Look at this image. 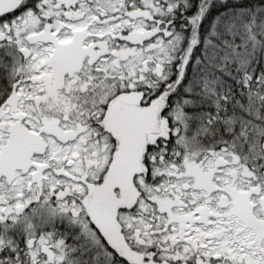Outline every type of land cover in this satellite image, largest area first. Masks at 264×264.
<instances>
[{"label":"snow or ice","instance_id":"1","mask_svg":"<svg viewBox=\"0 0 264 264\" xmlns=\"http://www.w3.org/2000/svg\"><path fill=\"white\" fill-rule=\"evenodd\" d=\"M0 264H264V0H0Z\"/></svg>","mask_w":264,"mask_h":264}]
</instances>
